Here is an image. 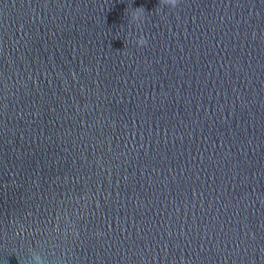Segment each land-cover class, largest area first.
<instances>
[{
    "label": "water",
    "instance_id": "95a60500",
    "mask_svg": "<svg viewBox=\"0 0 264 264\" xmlns=\"http://www.w3.org/2000/svg\"><path fill=\"white\" fill-rule=\"evenodd\" d=\"M34 256L264 264V0H0V264Z\"/></svg>",
    "mask_w": 264,
    "mask_h": 264
},
{
    "label": "clouds",
    "instance_id": "9594fccd",
    "mask_svg": "<svg viewBox=\"0 0 264 264\" xmlns=\"http://www.w3.org/2000/svg\"><path fill=\"white\" fill-rule=\"evenodd\" d=\"M179 3H180V0H159V5H166L170 8H176ZM144 19H145L144 9L142 7L135 8L130 13V20L135 24L143 23ZM134 41L137 46H146L148 43L147 39L143 35H140ZM33 259L36 261V264H41L39 256H34Z\"/></svg>",
    "mask_w": 264,
    "mask_h": 264
}]
</instances>
